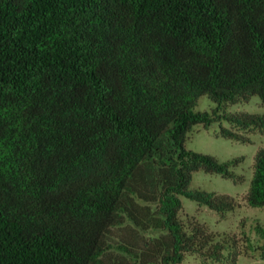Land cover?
I'll return each mask as SVG.
<instances>
[{
	"label": "trees",
	"instance_id": "obj_1",
	"mask_svg": "<svg viewBox=\"0 0 264 264\" xmlns=\"http://www.w3.org/2000/svg\"><path fill=\"white\" fill-rule=\"evenodd\" d=\"M252 95L264 102V0H0V264L221 258L229 240L184 220L181 196L235 209L190 184L199 169L239 180L244 157L186 140L223 119L230 138L264 132V114L224 110ZM244 200L264 205V144Z\"/></svg>",
	"mask_w": 264,
	"mask_h": 264
},
{
	"label": "rangeland",
	"instance_id": "obj_2",
	"mask_svg": "<svg viewBox=\"0 0 264 264\" xmlns=\"http://www.w3.org/2000/svg\"><path fill=\"white\" fill-rule=\"evenodd\" d=\"M217 106V102L208 95H203L198 101V110H209ZM227 112H257L264 114V102L259 95H252L248 100H241L236 103H229L224 108ZM231 127V124L223 119L216 121L209 127L202 123L194 125L188 133L186 147L203 153L217 156L221 160H231L236 157H244L237 164H232L231 169L241 176L239 180L226 177L221 173L208 172L199 169L193 172L190 187L217 193H228L235 196L240 204L233 210L224 213L211 209L208 205L200 204L196 200L181 196L183 209L181 215L184 220L197 219L205 223L211 230L218 233V239L229 240L221 258H211L202 253L189 252L185 256L183 264H264V250L261 246L264 239L256 230L257 222L264 225V205L252 206L244 200L254 173L255 155L260 146L264 144V132L252 128L241 130L249 137V140H242L224 136L221 127ZM142 205L147 202L141 201ZM151 208V210H150ZM150 214L146 219L154 222L153 208L151 204ZM144 233L148 236H157L162 231L155 227L142 226ZM235 235L236 245L231 238ZM237 251V259L233 261V254Z\"/></svg>",
	"mask_w": 264,
	"mask_h": 264
}]
</instances>
